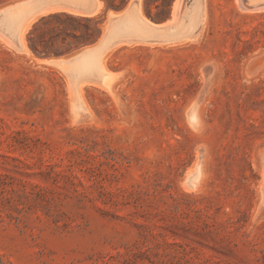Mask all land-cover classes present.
Returning a JSON list of instances; mask_svg holds the SVG:
<instances>
[{"label":"rangeland","instance_id":"1","mask_svg":"<svg viewBox=\"0 0 264 264\" xmlns=\"http://www.w3.org/2000/svg\"><path fill=\"white\" fill-rule=\"evenodd\" d=\"M101 1L36 17L27 53L0 23V264H264V0H205L197 38L113 45L114 95L87 82L76 109L72 78L44 62L60 55L29 39L39 26L61 55L93 47L133 2ZM177 1L142 12L166 25ZM80 17L99 32L78 45L94 27Z\"/></svg>","mask_w":264,"mask_h":264},{"label":"bare ground","instance_id":"2","mask_svg":"<svg viewBox=\"0 0 264 264\" xmlns=\"http://www.w3.org/2000/svg\"><path fill=\"white\" fill-rule=\"evenodd\" d=\"M76 1H87V0H76ZM95 1L97 2L98 5L95 10H87L79 7L55 5L48 8H44L40 12L34 14H32L33 2L22 1L2 11L0 14L1 15L0 23L1 26L3 25L6 28V30L10 32L11 37L15 40L19 48L27 53L30 51L26 47L25 33L30 28L31 24L35 21V19H37L36 17L45 16L50 13H55L60 11H67L73 14L83 15V16H93L97 14L98 11H100L102 6L101 0H95ZM256 2L254 1L255 5L250 4V6L252 5L256 9L264 10V1L258 4H256ZM183 3H184L183 0H178L174 4L175 6L173 9L175 10L174 11L175 16L172 15L174 16L173 17L174 20L172 19L173 20L171 21L172 23L170 21L166 22L167 24L169 23L168 25L167 24L163 25V24H155L154 22L149 20L142 12L141 0H133L130 8L126 9L123 13L121 12L117 13L113 11L109 13L108 26L105 31V34L96 45L90 48H85L79 51L76 55H69L66 58H58L54 60H44V62L59 67L69 77L72 78L74 91H75L74 104L76 109L84 105V101L81 97V94H82V89L85 83L87 82H93L97 85H100L110 94L114 95L113 85L115 82L116 75L106 71L105 69L106 57L103 60L104 56L109 51L108 49L110 47H112L113 45L116 46L118 44H123V43L131 44L134 42L135 43L136 42L165 43L166 41L174 42V40H178V39L184 40L189 38L190 36L193 37L195 36L196 38L197 36H199L198 34L201 31L199 32L197 29L199 28V26L204 25L203 23L204 20L206 19L205 0H197L193 5L191 11L189 12L188 16H186L188 13L186 15L182 14L183 11H181L182 9L181 6L184 5ZM180 11H181V15L179 16L178 14L180 13ZM3 26L1 28H3ZM189 116H190L189 117L190 122L193 125H197L198 114L197 111L193 109V107L192 110L190 111ZM197 170L198 171L193 170L195 173L191 177V179H189L193 187L196 186V184L198 185V180L200 179L201 176V169L198 168ZM263 201L262 203H264Z\"/></svg>","mask_w":264,"mask_h":264},{"label":"trees","instance_id":"3","mask_svg":"<svg viewBox=\"0 0 264 264\" xmlns=\"http://www.w3.org/2000/svg\"><path fill=\"white\" fill-rule=\"evenodd\" d=\"M103 1L108 8L116 9V8L120 7L121 5H123L127 0H120V5H117V0H103ZM149 15L152 16L151 14H149ZM55 18L73 19L74 16L72 14H69L66 12H55V13H52L48 16H45L42 19V22H44L46 24L47 19H55ZM79 19L80 20H86L88 22H93L94 27H93V34L91 36H89L87 39L80 38L78 45L88 42L90 39L95 37L96 32H99V22L94 21V19L88 18V17H80ZM46 36H47L46 32H43V31L39 34V26L35 27V29L32 31V33L30 35V39H29V45H30L31 50L34 53L46 54V55H48V54L61 55L65 52L64 50H59V49L54 50V51L51 50L48 47V43L46 41V38H47Z\"/></svg>","mask_w":264,"mask_h":264},{"label":"water","instance_id":"4","mask_svg":"<svg viewBox=\"0 0 264 264\" xmlns=\"http://www.w3.org/2000/svg\"><path fill=\"white\" fill-rule=\"evenodd\" d=\"M22 1H32L33 2L32 14L40 12L44 8H48V7L55 6V5L79 7V8H83V9H87V10H95L98 6L97 2L95 0H87V1H76V0H19V1H15V2L5 6L3 9H5V8H7L13 4L20 3ZM123 11H124V9L113 11V12L120 13ZM110 12L111 11L107 12V20H108ZM102 36H103V34L101 35V37L99 38V40L96 43H98L101 40ZM71 54H73V53H71ZM71 54L60 55V56H56L54 58H61L64 56H69Z\"/></svg>","mask_w":264,"mask_h":264}]
</instances>
